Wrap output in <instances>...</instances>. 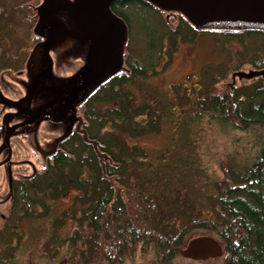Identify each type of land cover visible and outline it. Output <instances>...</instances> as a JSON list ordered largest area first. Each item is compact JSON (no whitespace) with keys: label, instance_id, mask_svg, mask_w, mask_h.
Segmentation results:
<instances>
[{"label":"trees","instance_id":"obj_1","mask_svg":"<svg viewBox=\"0 0 264 264\" xmlns=\"http://www.w3.org/2000/svg\"><path fill=\"white\" fill-rule=\"evenodd\" d=\"M111 8L127 27L122 68L81 102L80 124L58 140L42 168L13 177L0 223V264L22 263L16 249L23 218L55 212V225L68 229L67 255L77 264L135 263L139 256L149 264H264V72L240 76L264 69V29L198 27L152 0H113ZM9 10L28 24V41L19 49L32 48L43 38L35 29L37 4L22 0ZM203 31L224 36L217 38L224 49L237 40L240 61L195 88L178 119L180 153L170 146L154 161L141 140L162 130L164 116L151 102L157 96L149 91L143 100L137 90L167 67L180 43L195 44ZM1 38L0 74L13 67L7 58L16 62L20 55ZM207 122L237 133L233 140L242 146L228 153L219 174L200 166L189 134ZM70 193L73 206L62 211L57 199ZM198 235L214 236L222 255L184 257L181 248Z\"/></svg>","mask_w":264,"mask_h":264},{"label":"rangeland","instance_id":"obj_2","mask_svg":"<svg viewBox=\"0 0 264 264\" xmlns=\"http://www.w3.org/2000/svg\"><path fill=\"white\" fill-rule=\"evenodd\" d=\"M18 1L22 0L0 1L2 9L0 32L2 29L4 31V27L8 28L6 32L8 35L0 34V38L2 37L1 39L12 51L20 54L16 62L7 58V61L14 67L21 65L25 53L30 50L29 48L19 49V46H25L28 41V24L22 20L19 12L10 13L9 10ZM26 1L33 4L44 2V0ZM45 9H49L51 14L43 23V34L50 33L55 19L75 32L90 31L89 26L91 25H89L90 19L87 20L88 18L82 17L83 21L75 23L71 13L64 9H56L53 5H48ZM52 15L54 20L53 17L50 18ZM117 36L119 42L123 34L120 32ZM217 38L224 39V36L220 34L218 37L217 34L203 31L198 35L195 44L180 43L167 67L156 75L143 79L142 90H139L141 86L138 88L137 92L143 100L150 98L149 91H151L152 99L154 96L158 97L156 101L151 99V102L155 103L156 109L164 116L162 130L158 133L147 134L141 140L154 161L158 160L157 156L170 146H173L177 155L180 153L179 149L177 150L179 143L177 133L180 136L177 129L178 119L184 116L187 98L194 96L195 88L208 82L215 75L226 73L230 66L240 61L237 51L238 41L235 40L230 48L224 49ZM77 41L69 35L60 34L56 39L49 41L47 49L44 42H37L22 74L18 75L10 70H15L14 67L3 71L0 82V96L4 97L0 100V146L5 141L15 120L24 119L26 121L31 116L37 115L43 105L59 98L62 85L83 69L90 47L86 48L87 46L81 41ZM47 50H49V55ZM50 60L53 63L52 67H50ZM248 67L249 65L245 64L242 68L247 69ZM204 69L209 72L206 73ZM230 77L231 73L228 74L227 79ZM83 81L84 77L81 76L73 82L67 90V99L70 98L73 87L80 86ZM224 81L220 82L221 87ZM62 96H64L63 91ZM67 102L68 100L49 104L45 112L33 123L20 126L13 131L10 139L13 146L11 145L0 156V200L11 195V177L18 174H31L42 168L47 153L53 149L57 139L72 127L73 110L68 108ZM18 111H21L20 115L9 117V112L17 113ZM205 125V129L195 127V132L189 134L194 139L192 142L197 150L200 166L202 168L209 166L211 171L219 174L220 171L222 172L221 162L228 163V153L242 146L238 139L233 140L237 133H226L218 125L210 128L208 122ZM73 198V194L70 193L57 199L59 208L63 209L62 211L69 210L73 206ZM59 215L60 213L55 212L53 216L38 219L25 217L21 220L23 235L16 249L17 255L22 258L21 264H77L76 257L67 255L69 242L65 238L68 229L65 224L56 226L54 223V218L60 217ZM1 218L0 215V223ZM70 218L67 220L65 217L64 222L73 223ZM186 246L187 244L181 250ZM148 259L147 256H139L135 263L128 261L127 264H149ZM187 263L191 262L185 260L176 262V264ZM93 264L101 263L94 262Z\"/></svg>","mask_w":264,"mask_h":264},{"label":"water","instance_id":"obj_3","mask_svg":"<svg viewBox=\"0 0 264 264\" xmlns=\"http://www.w3.org/2000/svg\"><path fill=\"white\" fill-rule=\"evenodd\" d=\"M113 0H44L38 7L40 14L36 30L42 32L45 19L49 18L51 11L45 9L48 5L55 6L56 9H64L71 13L72 20L75 23L83 21L84 18L90 19L89 32H75L69 29L64 23L55 19L51 25L50 33L46 35L44 46L51 39H56L60 34L69 35L73 39L81 41L86 48L90 47L87 61L81 71L71 76L60 88L61 96L43 105L35 118L40 117L51 103H66L68 108L73 110L72 118L76 120V107L87 95L97 87L103 80L112 73L120 70L123 63L124 46L127 37V27L111 8ZM164 9H177L183 12L198 27L220 26L225 28H262L264 29V0H152ZM45 4V6H44ZM44 6V7H43ZM53 15L50 17L52 18ZM54 20V17L52 18ZM81 19V20H80ZM84 24V23H83ZM85 25V24H84ZM123 38L118 42L119 33ZM44 35V34H43ZM54 35H56L54 37ZM49 55V50H47ZM100 57H99V56ZM50 57V56H49ZM50 60V67H52ZM49 67V68H50ZM263 70H251L250 72H241L240 76L250 77L255 74L263 73ZM83 76L84 81L78 87H73L72 94L67 99L66 93L73 82ZM62 91L64 96H62ZM66 112L67 109H66ZM65 112V113H66ZM62 114V113H58ZM81 122L79 118L78 125ZM23 124V123H22ZM12 129L9 130L3 145L0 147V153L3 149L10 146V137ZM71 128L63 135L65 136ZM58 141H56L54 148ZM54 150V149H53ZM183 256L192 259H208L210 257L220 256L223 253L221 243L211 235H199L191 238L187 246L181 250Z\"/></svg>","mask_w":264,"mask_h":264},{"label":"flooded vegetation","instance_id":"obj_4","mask_svg":"<svg viewBox=\"0 0 264 264\" xmlns=\"http://www.w3.org/2000/svg\"><path fill=\"white\" fill-rule=\"evenodd\" d=\"M78 42V41H77ZM31 51H32V49H31ZM31 51L26 55V61H25V63L23 64V63H20L22 66H21V68L20 69H17L16 71H15V73H17L18 75L19 74H22L23 73V71H24V68H25V66L27 65V63H28V57H29V55H30V53H31ZM22 61H24V58H23V60ZM19 64V65H20ZM1 81V80H0ZM2 99H4V97L3 96H0V100H2ZM21 114V111H18L17 113H11V112H9V117L10 116H18V115H20ZM28 118V117H27ZM27 118H25V119H27ZM36 119H38V118H35V116H31L29 119H27L26 121H24V119H18V120H15L13 123H14V126H15V128L12 130V133H13V131L14 130H17V128L18 127H20V126H24V125H30L31 123H33ZM23 123V124H22ZM11 139V138H10ZM11 145H12V142H11ZM13 146V145H12ZM6 149H9V147L8 148H5V149H3L2 150V153L3 152H5L6 151ZM1 153V154H2ZM1 154H0V156H1ZM48 154V153H47ZM32 174V173H31ZM30 173H27V174H18V176H28V175H31ZM14 177V176H13ZM13 177H11V180H10V187H11V189H12V179H13ZM12 191V190H11ZM5 203H6V199H4V200H0V215H4V211H3V206L5 205Z\"/></svg>","mask_w":264,"mask_h":264}]
</instances>
